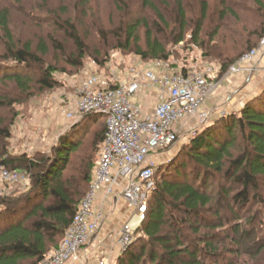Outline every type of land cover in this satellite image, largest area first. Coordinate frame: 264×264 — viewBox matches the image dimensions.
I'll use <instances>...</instances> for the list:
<instances>
[{
	"label": "rangeland",
	"instance_id": "374dc122",
	"mask_svg": "<svg viewBox=\"0 0 264 264\" xmlns=\"http://www.w3.org/2000/svg\"><path fill=\"white\" fill-rule=\"evenodd\" d=\"M149 1L152 7L145 5L144 0H0V9L9 8V27L15 45L30 42L40 65L56 68L53 73L54 86L41 89L37 82L41 77L39 63L34 61L19 65L7 58L0 32V101L3 102L0 106V121L8 134L0 136L1 153L8 152L11 157L27 159L48 155L59 137L71 134L75 124L79 122L80 127L77 128H80V132L74 137L79 146L71 153L65 173L79 178L89 164L92 174L101 150V144L93 146L92 139L94 133L105 126L104 116L97 114L91 121H86V115L79 117L76 113L75 119L65 115L81 82L91 75H97L106 79L110 85H118L128 82L136 75L135 79L143 84L140 73L146 68L155 67L156 62L144 59L135 52L136 48L146 50L147 31L151 39L159 40L169 52L168 60L162 61L164 65L160 66L164 72L201 71L208 65L217 66L219 55L225 56L228 61L232 60L255 44L264 31V0H261L263 7L254 0H204L207 11L199 36L201 43L194 44L190 42V28L200 16L201 3L200 0H181L186 27L183 40L175 43L174 40L180 33L175 0ZM67 21L75 27L85 52L79 65L71 64V60H76L77 51L74 42L67 35ZM129 31L132 34H128ZM51 39L54 40L53 43ZM39 41L44 42L47 50L45 54L38 49ZM13 73L30 79L29 89L20 91L14 81L5 80V75ZM222 82L214 95L204 103L206 107L212 97H218V102L207 108L209 120L202 124L193 118L182 122L178 139L157 155L158 179L164 177L173 180L176 178L174 172L177 168L182 173H193L192 163L186 156L190 140L212 121V116L222 110L237 113L243 103L262 92L264 72L252 73L248 82H237L236 78H226ZM244 84L247 88L242 87ZM236 88H241L240 93L243 90L241 95L236 93ZM153 91L155 89L149 90L138 100H149ZM218 92L220 93L216 95ZM229 95L230 99H226ZM9 100L11 103L6 105L5 101ZM223 107L225 108L222 109ZM241 148L242 144L238 141L231 149L232 154L236 155ZM181 163L185 166L182 169ZM210 182V188L215 189V181L210 179ZM195 184H199V180ZM28 187V184L2 183L0 198L12 194L14 190L15 194H20ZM234 190L236 189L233 188L231 193ZM255 196L256 199L250 198L245 205H239L233 200L225 202L221 212V228L210 230L208 226L214 224L211 213H206L207 222L199 228L198 234L193 232L191 226L183 225L184 233L192 246L200 238L203 239V235H217L214 240L217 252L204 257L207 264H264V248L258 252L264 246L262 178L259 179ZM114 201L117 202L118 199ZM230 210L237 212L235 218ZM173 212L178 216V221H181V215ZM126 219L122 214L116 221H107L90 239L95 241L99 234L103 235L98 246L107 247L105 257L108 258L111 254L109 264H116L117 257L124 251L118 246L116 248L107 232L105 235L102 233L113 230ZM235 225L239 226L240 236L234 235ZM243 232L248 235H243ZM137 236L136 231L132 241L133 251H137L139 247L138 243H134ZM60 240L61 238L58 241Z\"/></svg>",
	"mask_w": 264,
	"mask_h": 264
},
{
	"label": "trees",
	"instance_id": "16d2710c",
	"mask_svg": "<svg viewBox=\"0 0 264 264\" xmlns=\"http://www.w3.org/2000/svg\"><path fill=\"white\" fill-rule=\"evenodd\" d=\"M254 1L263 7L261 0ZM175 2L180 33L174 42L179 43L183 40L186 27L185 12L181 0ZM144 3L152 7L149 0H144ZM200 3V16L190 28V42L197 45L201 43L199 36L207 11L206 2L200 0ZM9 15V8L0 9V32L6 57L19 65L34 61L40 65L30 42L15 45L9 27ZM65 27L77 51L76 60H71V64L79 65L85 55L83 46L75 27L68 21ZM128 34L132 32L129 31ZM263 34L264 31L258 40ZM51 40L53 43L54 40ZM258 40L245 52L254 47ZM38 49L43 54L47 52L43 41H39ZM135 52L144 59L164 62L170 56L164 44L151 39L148 31L146 50L136 48ZM245 52L229 61L225 56L219 55V76ZM40 68L41 77L37 80L39 87H53L56 68L50 65H40ZM5 76V80L14 81L20 91L29 89L30 79H24L18 73ZM2 103L0 101V106ZM10 103V100L5 101L6 105ZM94 115L97 114H86L85 120L91 121ZM77 127H80L79 122L75 124L71 134L60 136L51 152L40 158L11 157L8 152L0 151L1 165L8 170H23L29 177L26 191L15 194L14 190L12 194L0 198V264H38L63 239L92 177L89 164L79 178L65 173L71 153L79 146L74 138L80 132ZM2 135L8 134L0 121V136ZM104 136L105 126L94 133L93 146H102ZM238 141L242 144L241 151L233 155L231 149ZM186 148L193 173H182L177 168L174 172L176 178L173 180L164 177L158 179L157 168L155 169L156 187L149 197L147 216L137 229L138 236L134 242L139 247L137 251H133L132 242L127 250L119 254L116 264H207L204 257L217 252V244L214 242L217 235H203L204 238H200L192 246L184 233L183 225L191 226L193 232L198 234L199 228L207 222L206 213H211L214 224L208 227L216 230L223 227L221 212L225 202L233 200L239 205H245L250 198L256 199L259 179H264V89L243 103L237 113L227 112L205 125ZM180 167L184 168V163ZM180 178L183 180H179ZM210 179L215 181V189L210 188ZM198 180L199 184H195ZM233 188L236 190L231 193ZM227 207L229 208L228 205ZM173 211L181 215V221H178V216ZM230 212L234 218L237 216V212ZM239 230V226L235 225L234 235L240 236ZM243 235L248 234L243 232ZM263 248L261 246L258 252Z\"/></svg>",
	"mask_w": 264,
	"mask_h": 264
},
{
	"label": "built area",
	"instance_id": "2783aa9c",
	"mask_svg": "<svg viewBox=\"0 0 264 264\" xmlns=\"http://www.w3.org/2000/svg\"><path fill=\"white\" fill-rule=\"evenodd\" d=\"M164 63L140 73L143 84L134 78L112 87L101 76L91 75L81 82L70 107L68 118L88 113L104 116L105 136L92 171L86 194L82 197L63 239L56 249L38 264H78L79 249L100 228L104 211L95 207L121 197L130 214L120 224L112 240L125 251L134 233L145 221L148 200L155 190L157 162L153 155L167 150L177 139L181 123L193 118L209 120L204 106L226 78L248 82L252 73L264 72V34L257 44L239 56L219 76V66L208 65L201 71H162ZM157 91L155 103L148 108L141 99L149 90ZM230 99V95L226 97ZM77 113V115H76ZM227 110L220 111L224 116ZM29 184L28 174L8 170L0 164V184ZM98 198V199H99Z\"/></svg>",
	"mask_w": 264,
	"mask_h": 264
},
{
	"label": "crops",
	"instance_id": "0c3cea01",
	"mask_svg": "<svg viewBox=\"0 0 264 264\" xmlns=\"http://www.w3.org/2000/svg\"><path fill=\"white\" fill-rule=\"evenodd\" d=\"M237 82H241L242 79L241 78H236ZM223 83V82H222ZM225 84V83H224ZM243 88H247L244 86H242ZM238 95H241L240 90L241 88H236ZM154 94L151 93V97L152 98H148L149 100L145 101V106L148 108L150 106H152L155 103L156 97H157V91H153ZM220 92H218L216 95H218ZM218 97L214 96L212 97V99H210L207 102V106L208 107H212V104L215 102H218L217 100ZM145 100L147 98H144ZM228 107V106H227ZM225 107H223L222 109H224ZM217 117H219V114H216L214 116L211 117V120L216 119ZM162 152H157L156 154L153 155V159L156 161V157L158 154H161ZM99 198V197H98ZM96 200L95 202V207H101L102 210L104 211V220L101 224V228H103L106 224L107 221L113 220L116 221L118 219L119 216H121L123 214L124 217H128L130 214V210L126 208L125 203L123 201V199L121 197H118V201H112V202H104L101 203L100 202V198ZM107 216V217H106ZM124 221V220H123ZM122 223V221H121ZM120 223V224H121ZM120 224L114 228L111 231H104L102 234H104L105 232H107L108 236L112 239V234L116 232V230L118 229V227L120 226ZM110 227H108L109 229ZM101 233V232H100ZM106 234V235H107ZM105 235V234H104ZM103 238V235H98L97 239L94 241L89 240L85 245H83L80 249H79V261L78 264H109L111 263L109 261V257L111 256V254L107 257H105V254L107 253L106 251L108 250L107 247L104 246H98L101 243V239ZM115 243V242H114ZM117 248V245H116ZM52 252V250L50 251V253Z\"/></svg>",
	"mask_w": 264,
	"mask_h": 264
}]
</instances>
